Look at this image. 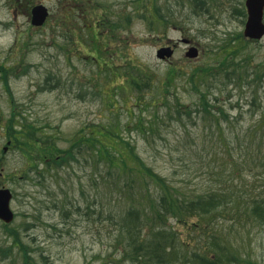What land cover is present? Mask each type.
Instances as JSON below:
<instances>
[{
	"label": "trees",
	"instance_id": "trees-1",
	"mask_svg": "<svg viewBox=\"0 0 264 264\" xmlns=\"http://www.w3.org/2000/svg\"><path fill=\"white\" fill-rule=\"evenodd\" d=\"M16 1L28 13L36 5L35 0ZM109 1L57 0L55 7H52L57 14L51 13L47 23L59 26L69 43L73 41V26L88 27L94 58L107 74H114L115 71V77L127 78L130 86L137 91L138 107L144 101V92L154 90L151 88V77L146 72L130 71L133 64L125 74H121L122 68L120 72L119 68L115 70L112 56L116 51L107 49L111 40L128 31L133 18L143 19L153 32L159 26H163L164 30L170 27L169 23H173L172 18L176 16V8L180 9L181 18L186 19L194 15L213 19L220 9V0H178L174 4L168 1L160 3L159 0H134L132 10L116 11L111 4L108 5ZM76 8L80 9L77 14H81L84 19L77 17ZM245 11L244 5L241 8L237 6L234 14L242 18ZM81 20L85 23H80ZM240 42L245 44L241 45ZM247 44L242 33L235 35L217 47L222 54L218 62L198 68L192 74L190 83L199 94L193 106H187L179 99L172 106L167 94L161 98L154 95L149 100L145 99V108L152 110L149 115L151 118L146 121L140 110L135 124L146 142L161 136L164 130L175 125L181 127L177 129L181 137H188L191 134L189 121L195 119L194 125L200 133L189 145L183 140L175 145V151L182 154L180 160L188 168L187 172L183 169L181 174L177 168L168 175L161 173L153 163L155 160L149 163L140 155L138 144L107 126L99 125L98 130L94 129L91 133L80 131L70 141V145L62 149L58 144L60 138L57 133L45 131L41 124L31 120L22 104L11 98L12 109L5 123V132L11 147L20 151L29 161V166L24 170V179L36 178L41 190L49 193L53 202L56 190L47 185L48 176L51 179L58 177V194L64 195L69 192L70 172L74 166L83 169L90 167L89 178L95 190L101 189L105 183L108 187L105 198L111 203H124V207L112 217L114 250L104 256L100 264H258L243 255L232 239H228L229 236L226 238L229 241L216 237L211 227L214 222L227 221L226 218L231 216V219L244 222V226L249 229L260 227L264 230V63L250 66L253 69L250 73L251 69L246 67L251 60L249 55L236 61ZM108 52L112 53L111 58L107 56ZM243 68H246V74H243ZM168 71L167 80L170 83H166V91L179 73L174 67ZM223 72L227 75L226 85L233 82L241 85V88H254L252 99L247 105L238 102L233 106L235 115L219 105L214 91L218 86L221 88L225 85L218 80ZM238 72L241 75L235 77ZM13 74H16V69L0 64V79L8 91L9 78ZM197 74L200 75L199 82L195 80ZM119 89H123L121 85ZM260 89H263L262 93ZM107 94L110 97L111 93ZM162 106L165 107L164 113H161ZM246 106H249L248 109H245ZM245 114H250L252 124H241ZM220 154L223 157L217 163ZM62 170L68 172V177L59 182ZM193 172L207 175L209 186L200 189L194 183ZM244 175L251 181L245 180L241 189L238 180L243 179ZM177 176H180V181L176 179ZM60 202L63 205L64 200ZM65 208L64 205L63 210ZM173 220L176 225H183L191 231L211 234L209 248L204 252L189 249L190 243L180 239L177 227L170 225ZM28 226L25 230L5 226L7 236L12 241L11 246L0 241L2 260H10L13 248L18 247L23 255L21 264H41L24 243L22 234ZM10 264H18L16 257L11 259Z\"/></svg>",
	"mask_w": 264,
	"mask_h": 264
},
{
	"label": "rangeland",
	"instance_id": "rangeland-1",
	"mask_svg": "<svg viewBox=\"0 0 264 264\" xmlns=\"http://www.w3.org/2000/svg\"><path fill=\"white\" fill-rule=\"evenodd\" d=\"M56 1L35 0V4L47 5L51 13L56 15L57 11L54 13L52 9ZM132 1L134 0H110L108 5H112L116 11H130L134 6ZM159 1L174 4L178 0ZM245 1L224 0L223 3L220 0V9L213 19L204 15L181 18L180 9L176 8V16L172 18L173 23H169L170 27L164 30L163 26H159V29L153 32L148 29L143 19L133 18L128 31L120 33V37L111 42L108 40L111 44L107 49H114L116 54L112 56V53L108 52L107 56H112L115 70L119 68L120 72L122 68L121 74L129 71V66L133 64L130 71L146 72V75L151 77V88L154 90L144 92V101L154 95L161 98L163 94H167L172 106L178 99L187 106H193L197 103L199 94L190 83L191 76L198 68L220 60L222 54L217 47L224 41L239 33L244 36L247 12L245 11V16L241 18L234 14V9L237 6L243 7ZM78 11L80 9L76 8V15ZM30 15L31 12L28 13L18 6L16 0H0V64L16 69V74L9 78L10 91L0 79V182L4 188L7 187L13 192L11 205L16 214L9 228L25 230L29 225L22 234L24 243L41 264H100V260L114 250L112 217L124 207V203H111L105 198L108 189L105 183L101 189L95 190L92 179L89 178L90 167L83 169L81 166H74L70 172L72 178L69 182V192L64 195L58 194V177L51 179L48 176L47 185L56 190L53 202L49 193L41 190L36 178L24 179V170L29 166V161L20 151L12 148L11 143L8 144L5 132V123L12 109L11 98L22 104L31 120L41 124L45 131L57 133L60 138L58 144L62 149L68 147L80 131L91 133L94 129L98 130L99 125L107 126L138 144L140 155L149 163L155 160L153 163L157 170L165 175L174 173L175 168L180 174L183 169L187 172L186 163L180 160L182 154L175 151V145L179 140L191 144L200 131L194 125V119L189 121L191 134L188 137H181L177 132L181 127L175 125L176 127L164 130L161 136L150 138V141L146 142L135 123L140 110L143 111L146 121L151 118L149 115L152 110L145 108L144 101L138 107L137 91L130 86L127 78H117L114 76L115 71L114 74H107L102 69L104 67L100 66L92 54L94 51L88 36L89 28L85 25L80 28L73 26V41L69 43L59 26L54 27L49 23L43 27L31 26ZM77 17L84 19L81 14ZM80 23L85 21L81 20ZM183 38L198 45V58L186 57L188 47L179 42ZM244 40L248 44L245 45L243 54L237 56L236 61L239 62L242 57L249 55L251 60L246 66L249 69L264 63V37L253 41L244 36ZM174 43H177V47L170 60L157 58L158 49ZM172 67L177 68L179 73L174 76L175 81L166 91L165 85L170 83L167 80L168 70ZM242 71L246 74V68ZM252 71L253 69L250 73ZM240 75L238 72L235 77ZM226 77L225 72L220 74L219 83L225 84ZM195 80L200 81L199 74L195 76ZM119 85L123 89L118 91ZM253 90V87L241 88V85L233 82L229 86L225 84L214 89L219 105L232 111V115L236 113L232 108L238 102L246 105L249 103ZM262 90L260 89L261 93ZM108 92L111 93L110 97ZM262 104L264 105V101ZM164 112L165 107L162 106L161 113ZM249 115L245 114L244 118H241V124L253 123ZM222 157V154L217 157V163ZM184 161L187 162V159ZM60 174L59 182L68 177V172L64 170ZM192 174L194 183L200 189L209 186L207 175L194 172ZM176 179L180 181V176ZM245 180L251 181L246 176L238 180L239 188L244 187L242 184ZM62 199L63 205L60 202ZM64 205L66 208L63 210ZM226 220L211 225L216 237H221L223 241L232 239L233 244L241 249V253L249 260L264 264V230L260 227L249 229L244 226V222L231 219V216ZM170 225L177 227L180 239L190 243L189 249H200L204 252L209 248L211 234L203 235L199 230L191 231L183 225H176L174 220L170 221ZM0 241L11 246L12 239L8 238L2 221ZM12 254V258L16 257L18 264H21L23 255L18 247L13 248ZM11 259L2 260L0 257V264H10Z\"/></svg>",
	"mask_w": 264,
	"mask_h": 264
},
{
	"label": "water",
	"instance_id": "water-1",
	"mask_svg": "<svg viewBox=\"0 0 264 264\" xmlns=\"http://www.w3.org/2000/svg\"><path fill=\"white\" fill-rule=\"evenodd\" d=\"M247 8V21L244 29V36L250 40H261L264 37V0H246L244 4ZM49 9L46 5L37 4L31 11V23L34 27H41L49 17ZM157 57L164 59L171 57V48H161L157 50ZM189 58L198 57V49L190 48L186 54ZM12 193L10 189L1 188L0 183V220L10 223L14 219V212L11 209Z\"/></svg>",
	"mask_w": 264,
	"mask_h": 264
},
{
	"label": "flooded vegetation",
	"instance_id": "flooded-vegetation-1",
	"mask_svg": "<svg viewBox=\"0 0 264 264\" xmlns=\"http://www.w3.org/2000/svg\"><path fill=\"white\" fill-rule=\"evenodd\" d=\"M182 40H184L183 42H182ZM180 43H183V44H185L188 48H187V52H188V50L190 49V48H194V47H198V45L194 42V41H192V40H190V39H186V38H183V39H181L180 41H179ZM163 47H171L172 48V50H174L176 47H177V43H174V44H172V45H167V46H163ZM198 49V48H197ZM175 51V50H174ZM186 52V53H187ZM171 58H165V60H170ZM165 60H163V61H165Z\"/></svg>",
	"mask_w": 264,
	"mask_h": 264
}]
</instances>
